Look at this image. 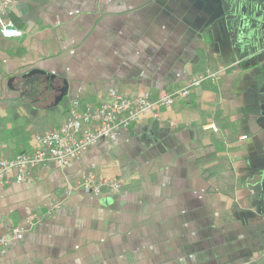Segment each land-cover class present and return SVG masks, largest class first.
<instances>
[{"label":"crops","instance_id":"obj_1","mask_svg":"<svg viewBox=\"0 0 264 264\" xmlns=\"http://www.w3.org/2000/svg\"><path fill=\"white\" fill-rule=\"evenodd\" d=\"M9 17L23 35L0 33V160L75 100L209 78L66 167L0 185V235L32 222L0 264H264V0H15ZM90 171L120 192L73 189Z\"/></svg>","mask_w":264,"mask_h":264},{"label":"built area","instance_id":"obj_2","mask_svg":"<svg viewBox=\"0 0 264 264\" xmlns=\"http://www.w3.org/2000/svg\"><path fill=\"white\" fill-rule=\"evenodd\" d=\"M14 2L15 0H0V33L4 37L23 35V31L9 17ZM207 78L209 76L206 75L195 78L192 85L175 93L163 91L154 100L148 92L131 97L115 89H110L108 96L96 106L87 105L80 108L79 101L75 100L69 117L59 129L35 134L32 152L0 160V185L26 181L30 178L32 168L46 165L50 161L59 168L66 167L101 139L113 136L120 129L128 128L142 117L151 114L159 118L160 109L171 107L175 95H188L192 86L199 85ZM122 186L123 182L117 178H98L95 172L90 171L75 183L73 189L100 193L107 188L118 193ZM29 224H32L31 220L27 224L14 226L10 236L0 235V255L6 253L11 240L19 238Z\"/></svg>","mask_w":264,"mask_h":264},{"label":"trees","instance_id":"obj_3","mask_svg":"<svg viewBox=\"0 0 264 264\" xmlns=\"http://www.w3.org/2000/svg\"><path fill=\"white\" fill-rule=\"evenodd\" d=\"M33 150H24V151H21L20 153H18L17 155H20V154H22V153H30V152H32Z\"/></svg>","mask_w":264,"mask_h":264}]
</instances>
